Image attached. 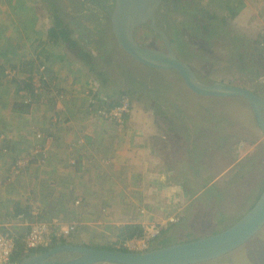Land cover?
<instances>
[{"label":"crops","instance_id":"obj_1","mask_svg":"<svg viewBox=\"0 0 264 264\" xmlns=\"http://www.w3.org/2000/svg\"><path fill=\"white\" fill-rule=\"evenodd\" d=\"M38 6L37 0H0V231L23 236L28 227L19 224L20 216L31 222L57 218L78 224L70 241L74 245L105 236L121 242L118 233L126 225L143 229L155 222L169 236L191 221L192 206L210 190L217 193V187L226 192L251 185L252 204L257 201L264 187V132L243 98L204 97L188 89L193 100L168 103L171 120H164L165 129L162 119L138 105L121 123L100 118L89 108L88 95L100 97L105 90L101 83L95 87L86 74L88 66L73 51L50 40L53 23L49 25V16ZM233 7L234 18L264 29V0H237ZM45 27L47 34L42 32ZM254 40L237 45L239 52L257 59ZM54 82L67 90L63 101L53 97ZM216 82L264 98V90L224 79ZM37 91H46L44 99L53 98L51 109L40 108ZM23 92L34 103L37 99L39 107L34 104L20 115L12 94ZM106 94L100 98L109 106L112 97ZM245 115L252 120L247 117L245 123ZM33 127L44 130L38 132L44 134L45 149L40 148L46 162L17 173L15 158L39 144ZM6 147L10 155H4ZM173 217L177 220L170 222Z\"/></svg>","mask_w":264,"mask_h":264},{"label":"rangeland","instance_id":"obj_2","mask_svg":"<svg viewBox=\"0 0 264 264\" xmlns=\"http://www.w3.org/2000/svg\"><path fill=\"white\" fill-rule=\"evenodd\" d=\"M97 1L98 0H73L72 2L71 0H57V9L60 12L59 14L62 16L65 23L69 27L71 38L78 41L83 49L90 52V55L93 57V65L96 67V70L98 72L103 71V73L105 74V78L108 79V81L105 85L101 83V80L98 79L92 72H90L88 67L86 68V71H88L86 73L87 76H89L91 79L93 78L92 82L96 81L95 87H99L101 83L102 88L105 90L103 91V97L107 98V91L109 92L110 96L112 98H115L116 100L118 98H120L118 100H121L126 96V98H129L130 96H128L127 93L130 94V91H133L132 95L136 94V96H141V101L136 100L135 102L131 103V109H134V107L138 105L143 110L154 112L158 119H162L160 124L163 127L162 123L164 122V120H171L170 117L166 116V112H170V110L168 109V103H170L171 101L193 100L194 94L192 92L189 93L184 80L177 72L152 70L134 61L129 55H127L125 51L119 46L112 30L111 12L114 8V1L104 0V3L106 5L105 7H100L101 3ZM182 1L183 5H185L187 0ZM196 1L200 7H203L211 11L212 13H216L218 16L227 17V27L229 31L226 34H219L213 40H203L201 38L199 39V37L196 36L188 38V53L187 55H183L182 60H184L191 66L198 78L204 83L211 84L213 82H216L217 80L224 79L226 81H230L231 83L249 86L250 89L254 88L255 90H264V69L259 73H256L253 70V68L256 71H259L260 69L258 56L255 55L257 59H253L252 56L249 57L250 61L248 63L251 64L246 67L239 63L237 56L240 51V46H238L237 44H241V46L246 45L253 41L254 38L263 36V26H260L257 23L253 26L244 24L243 21L238 18V16L236 18H231L230 11L232 7L235 6L237 0ZM37 3L39 5L38 7H40L42 11H44V13L49 16V25H52L53 20L51 18V7L49 5H43V7H41L40 4L42 5L43 3L40 0H37ZM259 12L261 13V10H259ZM164 14V12L161 13V15H159V18H157V21L159 20L161 21V23H164L163 21H165V19H169V22L175 21L176 23H181L179 28L182 29L183 37H187L191 34L189 32V29L185 26L188 20L190 22L189 16L180 13L169 12V14L164 17ZM166 25L167 24H164V26ZM45 29L46 27L42 30V32H45L47 34ZM19 30L22 31V26L21 28H19ZM151 34L154 33L151 32L148 27H143L139 28L136 31L135 38L137 42L143 47L163 50L165 48L163 41L158 36ZM2 37L3 34L1 35V38ZM65 59L70 61V59L68 58ZM30 61L32 60H27V63H30ZM35 64L33 66H35ZM83 65L88 66L84 63ZM65 67H68V65H66ZM119 67H122L123 75L120 73ZM247 68L251 69L254 74L250 73ZM80 69H78L77 71H79ZM230 74H235L236 76L232 77L230 76ZM261 75L263 78H261ZM33 79H36L35 82L37 84L39 83L40 79L37 75H33ZM34 80L32 81L34 82ZM5 81L9 84L11 83L10 81L8 82V80ZM53 86V95H55L53 97L57 96L59 99H61V101H63L64 97L68 96L64 92L67 90L63 88L64 91H62L61 86H59V84L55 82L53 83ZM37 92V95L40 94V104L37 99L36 103H34V99H32V96L28 92L27 94L23 92L21 95H18V97H15L14 93L12 94L15 99V106L17 105L18 109L20 110V115H25L29 108H32L34 104L35 106L37 105V102L40 108H44V106L47 105L46 107L48 108V110L51 109L53 104L51 100L53 98L48 97L49 100L44 99L42 96L45 95L46 91ZM7 93L11 94L10 91ZM97 93L99 92L97 91ZM190 95L192 98L190 97ZM98 97V94L88 95V105L92 112L95 108V105H93L94 103H91V101L94 98L98 99ZM100 97V103L104 106H108L101 102ZM191 105L194 107V103H191ZM236 110L240 114L244 113L243 110L239 107L236 108ZM247 117L248 116L245 115L244 120ZM249 120L251 121L252 119L249 118ZM174 121L175 120H173L172 122ZM34 128L37 127H33V129ZM38 131L44 130H42L41 128L35 129V132L39 133ZM44 142V139L39 140V144H36L34 147H32L30 153L37 147L38 149L40 147L44 148ZM82 146L86 147L85 144H83ZM3 149L4 148H2L1 151ZM7 149V153H5L3 150L4 155L11 154L9 148ZM30 153H27L26 155L21 157H16L13 163L19 160V158L26 160L29 157ZM13 158L14 156H12V159ZM6 165H8V163ZM251 188V185L245 184L243 189H241V187L240 189L237 187L233 190L226 189V192L218 187L216 189L217 193H215L214 190H210L207 196H202V198L199 200V203H196L192 206L195 212L193 213V217L190 215V217H192L191 221L188 224L179 227V229H177L175 232L171 230L168 233L169 236L166 235V230L161 232L159 238L153 243V248L151 250L160 248V246L165 241L168 244L167 246L174 245L176 243L188 242L210 236L215 232H221L225 230V228H229L230 226L235 224L240 219L239 217H242L252 206L254 197H250L252 196ZM241 191L242 194H240ZM214 193L216 195H213L211 197V195ZM65 222L70 223L69 221ZM114 233L117 234V232ZM72 236L66 239L67 243H70V241H72ZM114 238L115 237L105 236L99 241L91 240L88 245L86 244L79 246L92 248L110 247L118 249L117 245L119 242H116ZM262 243L264 244V228L251 240L238 248L239 250H235L234 252L222 258L201 264H264V254L261 255L260 253L262 252H260V250L257 251L258 253L254 250L257 248V245H260ZM18 250L19 248H17L16 252L13 255V261H15L14 263H17L16 261L18 260ZM261 250L264 252V248ZM77 257L78 256L73 253H61L52 256L50 260L54 262H66Z\"/></svg>","mask_w":264,"mask_h":264},{"label":"water","instance_id":"obj_3","mask_svg":"<svg viewBox=\"0 0 264 264\" xmlns=\"http://www.w3.org/2000/svg\"><path fill=\"white\" fill-rule=\"evenodd\" d=\"M162 0H114L111 12L113 34L119 46L134 61L150 69L175 71L187 88L204 97H241L252 108L256 121L264 132V98L244 87L222 82H202L191 66L175 53L169 37L157 24ZM158 34L165 50L141 46L135 33L148 27ZM264 228V190L254 206L235 224L210 236L156 248L144 253L97 249L66 243L41 254H34L15 264H201L224 257L237 250ZM73 253L78 257L66 262H54L52 256Z\"/></svg>","mask_w":264,"mask_h":264},{"label":"trees","instance_id":"obj_4","mask_svg":"<svg viewBox=\"0 0 264 264\" xmlns=\"http://www.w3.org/2000/svg\"><path fill=\"white\" fill-rule=\"evenodd\" d=\"M41 2L43 3V5H51L50 11H51V18L53 20V26L49 30L50 40L56 43V45H59L60 43L64 45L65 47H67V49H69L70 51H73L76 57H78L81 61H83L85 65H88L90 72H92L98 79L101 80V83L105 85L108 79L105 78V74L103 73V71L98 72L96 70V67L93 65V62H92L93 57L90 55V52L83 49L76 40H73L71 38V32L69 30L68 25L65 23L64 19L59 14L60 13L59 10L55 7L56 5L55 2H57V0H41ZM163 12L165 13L164 17H166V15H168L169 12L170 13L173 12V13L184 14L186 16H189L190 18V22L188 20V22H186V25H185L186 28H188L189 32L191 33L187 37L185 36L183 37L182 35V29L179 28L181 23L179 24V23H176L175 21L169 22V19H165V21H163L164 23H161V21L159 20L157 21L158 26L162 30H164L166 34L168 35L173 49L176 51V53L179 55L181 59L183 58V55H187L188 53V49H187L189 46L188 38H192L193 36H196V37H199V39L201 38L203 40L204 39L213 40L219 34H226L229 31L227 27V23H228L227 17L218 16L216 13H212L211 11L203 7H200L199 4H197L196 0H187L185 5H183L182 0H162L161 6L159 7V10L157 13V18H159V15H161V13ZM235 16H236V11H232L231 18H234ZM164 24H167V25L164 26ZM148 28L151 32H153L150 26H148ZM151 35L158 36L161 39V37L156 33L151 34ZM254 44H255V50L257 51L256 55L259 58L260 68L264 69V64H263L264 63V35L258 36L254 40ZM237 55H238V59L240 60V64L245 66L244 63L249 57L246 54H243L242 51L239 52ZM0 70H1V67H0ZM119 71L122 74L123 72L122 67H119ZM132 93L133 91H130V94L127 93V95L130 96L129 98L131 99L130 100L131 103L135 102L136 100L141 101L140 100L141 96H136V94L132 95ZM118 99L116 100L115 98H112V103L111 105H109V107H114L115 105L119 104L120 100ZM263 190H264V187H263ZM254 204H252L250 209L254 206ZM142 233H143V229L141 225H126L119 231L118 235L121 239H128V238H133L135 236H140L142 235ZM215 233H218V232H215ZM24 236L25 234L17 238L16 244H17V248H19L17 252V256H18L17 257L18 260L16 261L17 263H19L20 261H22L24 258L28 256H31L34 254L45 253L58 245H63L67 243L66 239H64V240L54 243V245L50 247L49 249L39 248L36 250H32L29 253H25L24 245L22 241ZM165 243L166 241L160 246V248L168 245L167 243L166 244ZM262 244L257 245L256 246L257 248L254 249L256 252L260 250V252H262L260 253L261 255L264 254V252L261 250L264 248V244L263 245ZM94 248L107 249V250H120V251L127 252V250L125 249H116V248H110V247H94Z\"/></svg>","mask_w":264,"mask_h":264},{"label":"built area","instance_id":"obj_5","mask_svg":"<svg viewBox=\"0 0 264 264\" xmlns=\"http://www.w3.org/2000/svg\"><path fill=\"white\" fill-rule=\"evenodd\" d=\"M44 69V68H43ZM47 79L46 77L44 78ZM91 103H94L95 108L93 112L99 117L121 123L124 118L132 111L131 101L129 98L124 97L119 101V104L114 107L104 106L100 104V99L94 98ZM37 139H44V134L37 133ZM4 152L7 153L8 149L5 148ZM46 155L41 148L38 147L33 150L29 157L24 160L20 159L15 162L13 169L18 173L24 170L27 166L36 163L46 162ZM80 201H77L79 204ZM35 216H39L38 213H34ZM177 219L175 217L170 219V222H174ZM19 224L27 226L28 230L23 238V245L25 253H29L32 250L39 248L49 249L54 243L68 239L73 234L77 233L78 224L75 222L64 223L60 219H52L50 221H44L40 217L36 218L33 222L20 216ZM162 232V226L155 222L145 224L143 226V233L140 236L125 239L118 243V249H125L127 252L144 253L150 251L153 247V243L159 238ZM17 237L12 232L0 231V264H15L13 261V255L17 250Z\"/></svg>","mask_w":264,"mask_h":264},{"label":"flooded vegetation","instance_id":"obj_6","mask_svg":"<svg viewBox=\"0 0 264 264\" xmlns=\"http://www.w3.org/2000/svg\"><path fill=\"white\" fill-rule=\"evenodd\" d=\"M72 2H73V0H71ZM114 1V0H113ZM97 2H99V3H101L100 4V7H105L106 5H105V3H104V0H98ZM56 3V5H55V7L57 8L58 6H57V2H55ZM49 6H51V5H49ZM92 27V26H91ZM78 42V41H77ZM166 49V47L163 49V50H165ZM175 51V50H174ZM175 53H176V51H175ZM177 54V53H176ZM178 55V54H177ZM178 57H179V55H178Z\"/></svg>","mask_w":264,"mask_h":264}]
</instances>
